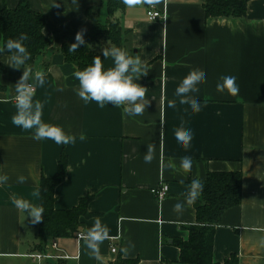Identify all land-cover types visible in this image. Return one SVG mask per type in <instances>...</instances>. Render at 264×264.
Listing matches in <instances>:
<instances>
[{"label": "crops", "instance_id": "obj_1", "mask_svg": "<svg viewBox=\"0 0 264 264\" xmlns=\"http://www.w3.org/2000/svg\"><path fill=\"white\" fill-rule=\"evenodd\" d=\"M19 3L0 0V16L2 9H14ZM28 3L45 16L43 31L53 37L55 47L32 68L46 73L34 99L44 103L45 122L62 126L77 139L68 145L37 141L32 132L12 124L15 84L23 68L9 67L10 55L0 54L4 87L0 89V174L10 177L0 187V264H112L119 257L136 260L134 264H182L174 239L188 240L197 209L186 206L178 215L173 205L184 201L194 179L202 183L210 172L235 171L242 173L241 201L227 209L216 226L213 261L223 264L235 255L237 264H264V0H249L244 18H207L203 0H162L156 7L166 16L160 20L148 18V4L126 5L112 15L105 0ZM56 3L59 7L53 6ZM89 8L100 9L101 22L119 20L126 50L145 62L149 72L137 81L148 88L149 105L143 115L125 116L122 107L85 103L74 91L77 69L58 49L78 31L90 30ZM103 64L105 69L111 67L112 58L104 57ZM193 68L206 72V83L190 94L201 104L199 113L175 96ZM226 75L237 77L240 91L235 97L216 91L220 77ZM58 87L64 91H57ZM169 100H176L175 108L167 106ZM181 120L193 133L188 150L174 136ZM81 133L86 139H79ZM150 143L156 145L155 158L146 164ZM63 153L69 159L67 175L55 187L54 207L70 209L89 196L91 215L80 218L76 233L42 241L38 223L32 224L26 213L17 210L12 198L41 205L40 182L58 174ZM183 157L192 161L190 173L161 168V159L179 165ZM19 175L28 177L27 182L17 183ZM164 184L169 190L159 199L152 190ZM96 217L111 236L101 244L99 257L89 255L78 237ZM129 240L135 248L125 256L121 249ZM38 253L55 257L38 259Z\"/></svg>", "mask_w": 264, "mask_h": 264}, {"label": "clouds", "instance_id": "obj_2", "mask_svg": "<svg viewBox=\"0 0 264 264\" xmlns=\"http://www.w3.org/2000/svg\"><path fill=\"white\" fill-rule=\"evenodd\" d=\"M125 5L134 6L137 4H148L156 6L162 0H123ZM59 7V4L53 5ZM86 29L78 31L75 35V43L69 47V53L77 51L78 47L85 43L84 33ZM30 37L27 33H21L17 38H9L0 44V54L9 53L8 66L13 69L23 68V73L15 84V113L11 117L12 124L21 128L24 131L32 132V138L37 141L52 140L58 145H68L76 141V136L66 133L62 126L45 122L44 103L35 100V92L37 87H42L46 82V73L43 71L33 72L27 66L31 54L25 44V41ZM103 56L111 57L113 65L105 69L103 61L99 55L95 56L92 63L83 70L74 72V77L78 81V87L74 89L78 97L85 103L95 102L101 108L106 104H111L114 107L123 108L125 116H140L143 115L149 105L147 99L148 88L142 86L139 79L142 75L148 74V68L140 55L130 54L127 50L117 47H103ZM237 77L234 75L221 76L216 85L218 93L235 97L239 94V85L236 83ZM206 83V72L201 68H193L182 79L179 86L175 89V96L179 97V103L189 105L193 113H199L202 108L198 100L190 94L199 91L198 85ZM57 91H64L63 87H58ZM176 100H169L167 106L169 108L176 107ZM62 107H67V103H63ZM185 121L181 120L180 126L174 129V136L177 142L188 150L193 139V133L190 129L184 127ZM80 140L86 139L81 133ZM156 145L150 143L147 145V151L144 154V162L150 164L155 158ZM161 168H167L173 173L180 172L188 174L191 172L192 161L189 157L181 158L179 165L173 160H168L167 163L161 159ZM10 177L5 174H0V184H6ZM28 177L19 175L17 183H26ZM181 183L183 181L181 180ZM203 185L199 179H194L187 192L183 202H177L173 205V212L182 215L185 207H191L195 204L200 196ZM13 205L17 210L26 213L27 217L31 218L32 224H37L43 221L44 207L42 205H34L30 201L13 196ZM81 239L84 245L89 250V255L99 257L100 246L105 240L111 239L110 229L104 225L100 217L94 219L93 225L87 229ZM264 246V240L261 241ZM135 248L132 241L121 249L125 256Z\"/></svg>", "mask_w": 264, "mask_h": 264}, {"label": "trees", "instance_id": "obj_3", "mask_svg": "<svg viewBox=\"0 0 264 264\" xmlns=\"http://www.w3.org/2000/svg\"><path fill=\"white\" fill-rule=\"evenodd\" d=\"M249 0H203V7L207 18L228 17L244 18L247 15ZM108 10L113 15L118 10H124L123 0H105ZM14 9H2L0 16V44L9 38L15 39L21 33L30 37L25 41L31 54L27 66H35L39 57L47 51L55 50L53 37L44 34L45 16L33 8L28 0H20ZM98 8H89L87 16L92 20V27L84 33L85 43L76 52L69 53V47L75 43V36L69 37L58 51L66 62L72 63L77 70H83L99 55L104 60L103 47L117 46L126 50L124 30L119 20L109 19L101 22ZM6 54H9L5 52ZM10 55V54H9ZM50 66V61L46 62ZM3 66L0 64V81ZM0 82V89H3ZM68 158L65 153L59 160L58 174L52 178L43 177L40 182L41 205L44 207L43 221L38 223V237L42 241L49 238L66 237L76 233L82 225L80 218L89 217L88 203L90 197L81 199L80 203L70 209L57 210L54 207L55 187L65 178ZM203 189L195 202L196 224L190 225L189 238H176L174 243L180 248V262L182 264H221L213 261V243L217 224L223 213L240 203L242 193V173L210 172L207 180L202 182ZM136 260L119 257L112 264H134ZM223 264H237V256L232 255Z\"/></svg>", "mask_w": 264, "mask_h": 264}, {"label": "built area", "instance_id": "obj_4", "mask_svg": "<svg viewBox=\"0 0 264 264\" xmlns=\"http://www.w3.org/2000/svg\"><path fill=\"white\" fill-rule=\"evenodd\" d=\"M147 16H148V18L150 19V20H160V19H164L165 18V12H163V11H161V10H159V9H157V7L156 6H150V5H148V7H147ZM2 186V184H0V187ZM168 190H169V185L168 184H164V185H162V186H160V187H158V188H154L152 191L157 195V197L159 198V199H164L165 198V196L167 195V193H168ZM78 237H82V234L81 233H79L78 234ZM52 246L53 247H57V243L56 242H53V244H52ZM116 247L114 248V247H112V251L113 252H116ZM35 256H37L38 257V259L39 258H42V257H46V258H51V257H55L54 255H51V254H49V253H46V254H37V255H35Z\"/></svg>", "mask_w": 264, "mask_h": 264}, {"label": "rangeland", "instance_id": "obj_5", "mask_svg": "<svg viewBox=\"0 0 264 264\" xmlns=\"http://www.w3.org/2000/svg\"><path fill=\"white\" fill-rule=\"evenodd\" d=\"M55 264V263H54Z\"/></svg>", "mask_w": 264, "mask_h": 264}]
</instances>
